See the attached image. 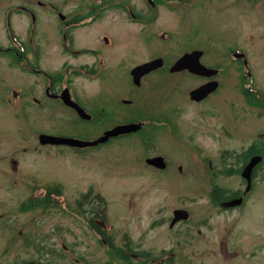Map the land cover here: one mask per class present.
<instances>
[{
  "label": "rangeland",
  "instance_id": "obj_1",
  "mask_svg": "<svg viewBox=\"0 0 264 264\" xmlns=\"http://www.w3.org/2000/svg\"><path fill=\"white\" fill-rule=\"evenodd\" d=\"M188 6L182 0L161 6L156 32L171 35L168 55L173 58L192 44L203 47L204 60L222 68L223 85L205 104H197L189 92L198 79L149 77L135 90V112L168 114L170 125L147 126L143 133L97 147L43 146L40 133L91 139L102 129L70 121L66 110L53 119L21 114L0 99V264H123L78 209V200L90 189L106 199L107 220L96 221L114 243L152 253L145 262L132 253L138 264L170 258L167 264H264V155L252 163L249 176L246 169L235 172L240 154L253 143H264V109L259 100L246 104L240 83L246 82L240 78L246 66H252L254 94L264 97V0H198ZM125 26L119 53L133 46L142 55L147 50L142 36L133 38ZM148 41L150 50L155 43ZM117 75L110 82L115 96L126 88L125 74ZM7 77L13 84L19 81L16 68ZM109 96L102 94L110 105L117 97ZM159 153L170 161L167 169L146 162V156ZM209 159H214L212 166ZM53 185L62 186V193L52 196L55 203L30 202ZM215 187L240 195L216 204ZM92 201L83 203L84 210H93ZM176 209L190 216L171 226Z\"/></svg>",
  "mask_w": 264,
  "mask_h": 264
},
{
  "label": "flooded vegetation",
  "instance_id": "obj_2",
  "mask_svg": "<svg viewBox=\"0 0 264 264\" xmlns=\"http://www.w3.org/2000/svg\"><path fill=\"white\" fill-rule=\"evenodd\" d=\"M169 1L173 0H0V35L5 37V41H0V99L13 111L26 115L30 111V114L53 119L64 110L71 112L74 120L70 121L102 129L95 138L119 125L141 123L138 130L112 136L107 142L143 133L147 126L170 125L168 114L147 113L144 112L146 109L135 112V90L142 89L149 77L159 76L162 79L166 75L167 79L173 74H187L198 79L193 88L217 80V88L203 99L194 100L189 95L197 104H205L222 87L223 81L220 65L204 60L205 49L198 44H192L190 49L175 58L168 55L171 35L166 31L157 33L154 24L161 6ZM195 2L182 0V5L189 8L188 3L191 7ZM109 8L117 10L111 12ZM125 22L139 26L133 29V26H125ZM122 26L129 29L128 34L133 38L142 36L147 49L143 50L142 55H137V51L142 49L133 46L125 53H119ZM148 39L155 43L150 50L146 46ZM195 50L203 51L201 62L205 66L219 70L215 75L196 74L187 68L172 71V66L182 55ZM245 61L248 62L247 59ZM149 62H154L155 67L143 72L138 78L139 82H136L134 69ZM246 67L247 73L240 77L246 81L240 80L242 95L246 104L252 106L254 100H259L264 109V97L260 100L254 94L257 93L252 79L255 72L252 66ZM12 68H16L19 80L14 84L7 77ZM117 73L125 74L122 85L126 88L115 96L110 82L118 78ZM102 94L106 97L112 94L111 97L117 99L109 105L103 101ZM174 114L179 121L181 113L178 108L174 109ZM144 147L147 150V145ZM242 153L240 158L247 159ZM157 155L161 154L146 156V159ZM222 156L226 154H219L218 157ZM228 156L234 158L236 154ZM166 161L167 169L170 161ZM213 161L209 159L211 166ZM179 170H182V166Z\"/></svg>",
  "mask_w": 264,
  "mask_h": 264
},
{
  "label": "trees",
  "instance_id": "obj_3",
  "mask_svg": "<svg viewBox=\"0 0 264 264\" xmlns=\"http://www.w3.org/2000/svg\"><path fill=\"white\" fill-rule=\"evenodd\" d=\"M264 155V144H257L253 143L249 148L246 149L245 152L242 153V156L245 155L248 158L243 159L238 162V170L235 172H242L245 166L248 164L249 158H251L254 155ZM241 155V154H240ZM262 161L258 162L254 168H253V176L255 175L256 169L261 166ZM260 168V167H259ZM62 193V186L61 185H53L49 186L46 192V195L43 198H36L31 199L30 202L33 203H55L56 199L52 198L54 194L58 195ZM240 193L238 191L231 192L227 189H224L222 187H215L212 191V201L216 204L221 203L222 201H230L232 199H235L239 197ZM93 200L92 203H94V208L92 211H86L84 210L83 203L87 200ZM31 204H29L30 206ZM78 209H81V212H83L86 216V220L88 223L95 229V231L100 235L103 242L107 244L110 251H113L116 255V259H119L121 263L123 264H138L135 262L132 253H135V255L144 257V262L146 260H150L152 253L147 251H141L135 247H131L128 242H126L124 245L118 246L114 243L113 238L109 235L107 230L101 225L97 223V219L100 220H107V203L106 199L97 192H94L93 189H90L88 192H85L82 194V198L78 200ZM130 243V242H129ZM171 259H167L163 261L160 264H167L168 262L171 263Z\"/></svg>",
  "mask_w": 264,
  "mask_h": 264
},
{
  "label": "water",
  "instance_id": "obj_4",
  "mask_svg": "<svg viewBox=\"0 0 264 264\" xmlns=\"http://www.w3.org/2000/svg\"><path fill=\"white\" fill-rule=\"evenodd\" d=\"M203 51L195 50L192 52L185 53L182 55L176 63L172 66V71L180 70V69H189L193 73L196 74H205V75H214L218 72V69L209 68L205 66L201 62V56ZM155 67L154 62L145 63L140 65L134 69L135 74V81L139 82L138 78L143 72L150 70L151 68ZM218 86V81L213 80L204 85H201L195 89L190 91V96L194 100H201L206 97L210 92L214 91ZM141 127L140 123L137 124H128V125H119L113 129L107 130L101 137L95 140H83L74 137H65V136H57L42 133L40 134V142L41 143H52V144H68L70 146H77V147H86V146H93L97 145L98 143L107 141L111 136H115L121 133H127L134 130H137ZM149 164L155 165L160 168H165L167 163L164 156L159 155L155 157H150L147 159ZM250 166L246 169L245 173L249 175ZM190 213L186 209H176L174 210V217L171 221V226H173L177 221L181 219H188Z\"/></svg>",
  "mask_w": 264,
  "mask_h": 264
}]
</instances>
